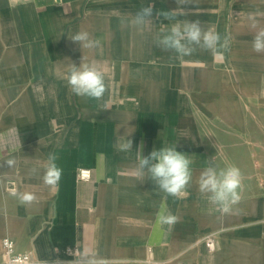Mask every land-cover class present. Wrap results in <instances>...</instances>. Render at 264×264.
<instances>
[{
    "label": "crops",
    "instance_id": "1",
    "mask_svg": "<svg viewBox=\"0 0 264 264\" xmlns=\"http://www.w3.org/2000/svg\"><path fill=\"white\" fill-rule=\"evenodd\" d=\"M150 3L174 20L131 26ZM193 21L229 37L227 50L179 58L156 46L172 23ZM261 29L264 0H0V259L11 237L35 264H264V53L252 49ZM82 30L100 47L69 39ZM83 57L105 73L102 100L67 84ZM127 137L133 150L120 151ZM141 144L143 156L167 145L192 158L184 195L135 174ZM50 154L62 169L55 189L42 180ZM208 164L241 172L227 214L199 191ZM22 192L36 200L21 204ZM162 204L174 223H157Z\"/></svg>",
    "mask_w": 264,
    "mask_h": 264
},
{
    "label": "clouds",
    "instance_id": "2",
    "mask_svg": "<svg viewBox=\"0 0 264 264\" xmlns=\"http://www.w3.org/2000/svg\"><path fill=\"white\" fill-rule=\"evenodd\" d=\"M189 0H177V4L186 5ZM176 15L175 10H156L153 3L141 7L128 23L137 29L147 28L153 17H162L164 20L172 21ZM74 43L81 48L96 49L100 47V41L92 39L87 31H79L69 36ZM229 37L223 39L213 29L204 30L199 22H174L169 30L156 38V46L165 52H174L179 58L190 56L201 48L209 51L218 49L227 50ZM252 49L256 53H264V29L256 32ZM67 84L77 96L87 97L93 100H102L108 89L105 73L95 65L85 62L84 57L79 66L69 65ZM143 145L137 147V166L135 174L143 178L147 176L166 195L180 197L185 194L186 189L192 181L193 160L191 157L176 150L175 146H165L159 150L151 151L147 156L142 155ZM119 150L129 152L133 150V141L128 137L119 144ZM57 156L50 154L45 165L42 177L43 183L55 189L62 176V169L57 164ZM9 167L14 166V160H8ZM34 174L36 169H32ZM198 187L200 193L208 203L214 206L216 211L227 214L233 205L240 200L239 189L241 188V172L235 166L217 169L208 164L199 174ZM21 204H31L36 200L33 193H13ZM176 217L171 215L162 204L157 213L159 225L172 224ZM88 264H102L101 261L90 259Z\"/></svg>",
    "mask_w": 264,
    "mask_h": 264
},
{
    "label": "built area",
    "instance_id": "3",
    "mask_svg": "<svg viewBox=\"0 0 264 264\" xmlns=\"http://www.w3.org/2000/svg\"><path fill=\"white\" fill-rule=\"evenodd\" d=\"M78 176L82 180H88L91 176V171L90 169L82 168L80 169ZM205 242L210 250H214L216 248L213 236H207L205 238ZM2 245L3 254L2 258L0 259V264H35L31 252L19 251L13 238L5 237L2 240ZM67 251L73 254L78 253L77 249H68Z\"/></svg>",
    "mask_w": 264,
    "mask_h": 264
}]
</instances>
